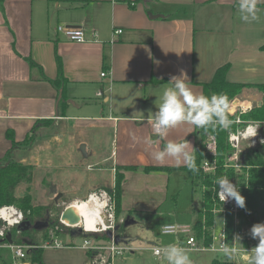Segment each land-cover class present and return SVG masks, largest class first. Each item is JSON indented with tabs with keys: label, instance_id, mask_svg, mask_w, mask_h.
<instances>
[{
	"label": "crops",
	"instance_id": "0c3cea01",
	"mask_svg": "<svg viewBox=\"0 0 264 264\" xmlns=\"http://www.w3.org/2000/svg\"><path fill=\"white\" fill-rule=\"evenodd\" d=\"M257 7L259 18L244 22L237 14L236 0H3L0 159L8 151H19L17 145L12 147L8 132L19 144L34 130L47 132L49 128L42 124L49 121L51 127L60 128L54 131L59 141L64 133L86 128L85 124L69 122L75 117L71 107L91 113L81 116L94 121L90 126L113 129L111 151L102 160L109 163L113 181L106 187L94 186L99 190L113 187L116 168L131 167L120 170L124 176L121 213L130 192L131 197L140 194L138 171L147 166L178 169L170 158L156 161L152 152L167 140L184 137L197 148L198 129L190 125L169 130L163 140L152 130L150 118L156 110V98L172 75L183 70L190 87L203 93V84L212 79L218 67L227 64L226 79L247 84L236 95L234 106L248 111L262 104L264 92L257 85L264 83V0H258ZM54 16L56 26L81 27L85 41L72 42L56 32ZM116 29L121 32L114 34ZM57 60L65 79L63 87L53 83L58 76ZM102 71H106L105 77L100 76ZM100 90L103 96H98ZM105 106L108 111L103 113ZM261 129L264 133V126ZM82 142L86 152L95 153L88 141L80 138L78 144ZM128 179L133 182L128 183ZM161 255L155 257L161 259ZM10 259L8 264H13ZM23 260L14 262L27 264ZM123 260L118 264H134L135 258Z\"/></svg>",
	"mask_w": 264,
	"mask_h": 264
},
{
	"label": "rangeland",
	"instance_id": "374dc122",
	"mask_svg": "<svg viewBox=\"0 0 264 264\" xmlns=\"http://www.w3.org/2000/svg\"><path fill=\"white\" fill-rule=\"evenodd\" d=\"M55 17H53V25L56 26ZM235 98H237L236 95L229 101H234ZM70 109L75 117L69 122L76 125L85 124L86 128L82 130L76 128V133H64L61 139L56 141L54 131L60 128L58 126L51 127L49 121L43 122L42 126L49 128L47 132L34 130V133L26 140L17 144L19 151L12 150L10 152L11 159L33 166L31 183L17 186L15 196L22 198L23 195L29 194L31 204L42 207L40 216L36 218L37 222L48 223L39 232L30 228L22 231V234H17L16 238L32 241L42 248L41 245L45 242L42 238L43 235L47 232V236L50 238L51 232H54V238L59 242L57 248L42 249L43 264H87V255L80 245L85 239L92 240L94 235L80 233L76 228L64 227L59 221L60 213L76 198H78L77 200L87 199L88 191H98L99 189L94 185L106 187L113 181L112 172L108 167L109 163L102 162L111 151L113 129H101L97 125L90 126L89 124L94 121H87L81 116H91V113H83L73 107ZM103 109V113L108 111L107 106ZM238 111L236 110L234 114H237ZM65 129L69 131V129ZM80 138L83 141H88V145L95 153L91 154L86 152L87 150L82 152L80 145H85V143L78 144ZM195 139L198 146L199 136L196 132ZM241 147L244 152L248 145L242 141ZM138 173L140 174L139 196L131 197L132 192H130L128 200L122 203L121 213H115L118 215L117 218L121 214L124 222L127 221L126 224L124 222L119 224L117 231L120 236L128 238V241L123 244L131 245L135 249L132 248L134 249L132 253L128 251L123 256L116 255L113 257L112 263L118 264L123 262V259L135 258L134 264H167L163 255H161V259L153 255L151 247L176 244L181 234L178 236L166 235L161 230L166 225H192L195 212L202 207L203 189L198 183L193 184L186 173L179 169L145 170L142 168V172L138 171ZM131 181L133 182L132 179H128V183ZM103 189H106L114 202L113 187ZM51 191L53 194L49 195ZM193 211L195 212L193 213ZM220 224L221 222L218 220L217 230H220ZM42 230L45 231L41 232ZM97 236L105 239L103 234ZM179 242L182 247L186 246V238H181ZM237 247L241 248V245L237 244ZM28 249L29 247L26 248V251ZM5 252L9 253L7 250ZM187 252L190 259L198 264H211L213 258L222 255L211 251L187 250ZM107 254L106 251L103 253L104 258ZM247 255V252H239L230 261L232 264H247L245 260ZM23 262L39 264L32 259L29 253Z\"/></svg>",
	"mask_w": 264,
	"mask_h": 264
},
{
	"label": "trees",
	"instance_id": "16d2710c",
	"mask_svg": "<svg viewBox=\"0 0 264 264\" xmlns=\"http://www.w3.org/2000/svg\"><path fill=\"white\" fill-rule=\"evenodd\" d=\"M3 0H0V4ZM32 67H36V63L29 60ZM227 64H224L216 69L212 79L209 82L203 84V94H224L228 99H232L237 95L240 90L247 86V84L230 82L226 79ZM58 76L53 80V83L57 87H63L65 79L61 72V63L57 60ZM42 77H44L42 75ZM63 85V86H62ZM257 87L264 92V83L257 85ZM239 117L242 121H264V96L260 106L253 107L248 111L229 114V118L232 120V124L229 129H223L220 127H209L207 129H198L197 133L199 136L198 146L194 153L195 164L198 171H190L186 167H178V169L184 171L193 184H199L203 189L202 196L203 202L202 207L195 212L193 221V229L197 237L203 236L205 243L210 241L209 228L214 222L213 209H219V205L215 200V181L223 176L229 177L233 180L238 187L240 194L245 198V206L243 208L238 206L236 217L230 211L225 213L226 222V241L232 243L234 234L236 231H240L241 235L239 243L243 248H253L258 240L253 239L250 234L251 226L255 223H264V143L254 147H248L244 152L240 154L239 168L232 166H225L228 156L232 153L233 149L228 143V133L234 132L241 128L244 124L235 123L234 119ZM214 135L216 138V162L217 169L213 174H207L203 172L201 164L203 159L206 157L205 142L208 135ZM8 137L11 138L12 147H15L17 143L14 142L13 138L8 132ZM130 166H121L116 168L114 175V202H115V213H119L120 209V189L124 176L120 170L130 169ZM148 169H162V167H144ZM168 169V168H166ZM33 178V166L30 164H24L19 161H15L10 157V151L0 159V205L13 204L22 209L26 215L27 221L31 224L37 222L38 216L41 214L42 207L34 206L31 204L29 194L23 195L22 198L15 196V189L20 184H30ZM118 216V215H116ZM45 228V227H44ZM33 229V228H32ZM43 229V228H42ZM36 230V229H35ZM40 230H38L39 232ZM42 230L41 232H44ZM10 242L18 243L23 241V238H16L17 229L10 230ZM43 241L49 239L47 232L43 235ZM100 238V237H99ZM107 239V236L104 235ZM6 241H9L7 237ZM26 240V239H25ZM28 241V240H26ZM30 244H34L29 241ZM36 245V243H35ZM7 249L2 248L0 250V264H8L10 262V253H6ZM41 250L39 247H32L28 249V253L32 259L39 264H43L41 260ZM9 252V250H7ZM4 252V253H2ZM27 253V254H28ZM88 258H90V252H86ZM9 255V256H8ZM105 264H111V259L108 258ZM211 264H232L230 260L225 258L223 255L212 259Z\"/></svg>",
	"mask_w": 264,
	"mask_h": 264
},
{
	"label": "clouds",
	"instance_id": "9594fccd",
	"mask_svg": "<svg viewBox=\"0 0 264 264\" xmlns=\"http://www.w3.org/2000/svg\"><path fill=\"white\" fill-rule=\"evenodd\" d=\"M258 0H236V11L240 20L252 22L258 17ZM168 85L160 92L158 102L155 104L156 110L151 115V127L161 140L167 136L169 130L176 129L181 125H190L195 129H207L209 127H220L229 129L232 120L229 118L230 101L224 94L204 95L198 93L190 87L187 74L181 70L179 75H172L168 80ZM259 124L250 128L252 137L256 135ZM195 149L189 144L185 137L180 140H167L162 147L152 152V157L156 161H163L170 158L175 162L176 167H186L190 171L196 172ZM215 192L217 197L224 202L228 198H233L237 206H245V198L240 194L238 187L230 182L229 177L223 176L215 181ZM219 220V219H217ZM222 230V229H221ZM165 234H169L165 229ZM250 234L258 243L245 256L247 264H264V223H255L251 226ZM240 237H233L232 243L224 238L218 241V248L215 251L221 253L228 260L236 257L240 249L236 247ZM241 245V244H240ZM166 259L167 264H192L187 250L178 244H168L158 250Z\"/></svg>",
	"mask_w": 264,
	"mask_h": 264
},
{
	"label": "built area",
	"instance_id": "2783aa9c",
	"mask_svg": "<svg viewBox=\"0 0 264 264\" xmlns=\"http://www.w3.org/2000/svg\"><path fill=\"white\" fill-rule=\"evenodd\" d=\"M56 32L64 35L68 40L72 42L81 43L85 41V32L79 26H71V25H62L58 24L56 26ZM120 29L114 30V34L120 33ZM106 71H102L100 73L101 77L106 76ZM98 96H103V92L98 91ZM234 101L230 102V106ZM239 109L238 113H242L247 111L240 105H236L233 107V110L229 108V114L233 115L235 111ZM235 123L244 124L241 128L237 129L234 132H229L227 139L228 143L232 147L233 151L228 156L225 166H232L234 168H239L240 164V154L243 152L241 147V142L246 141L245 143L248 147H254L259 144L264 143V133L261 129V126H264V121H242L239 117L234 119ZM259 124L256 130V135L249 137L251 133L249 132L250 128L255 127V125ZM153 130V129H152ZM154 132V131H153ZM206 148V157L203 159L201 168L203 172L207 174H213L217 169L216 162V138L214 135L210 134L206 138L205 142ZM230 180V179H229ZM231 183L236 185L233 180H230ZM216 189V188H215ZM216 193V192H215ZM98 195L102 199L105 200L104 207L101 212L97 215V225L95 230H86L84 226L81 224V220L76 224H69L66 220H60V223L66 228H76V230L80 229V233H90L93 234L92 240H84L80 247L84 250L90 252V264H105L107 259L110 258L111 261L113 257L123 256L126 252L132 251V248L128 245L123 244L122 242L115 243L113 239L107 237V239H102L97 236L98 234L105 235L106 231L114 229L115 226L122 224L124 219L117 218L115 214V205L113 202V198L108 194L106 190H98L93 191L88 194L87 199L90 198L91 195ZM216 203L219 205V209H213L214 214V222L210 226V241L205 243L203 236L200 239L194 232L192 225H166L162 228V233L165 234V229L168 230L169 234H174L176 236L181 234V237L177 240L176 244L180 245L179 240L181 238H186V246L184 247L186 250L190 251H211L218 254H221L214 249L218 248V241L226 239V222H225V213L226 211H230L236 217V213L238 210V206L235 203L233 198H228L224 202L215 195ZM26 219V215L22 209L13 205V204H4L0 205V249L5 248L9 250L11 258L13 260V264H16L14 261L25 259L27 256L26 248L39 247L35 244H24V243H14L10 241H6L5 238L11 229L16 228L18 224ZM221 222L220 230L216 229V224L218 220ZM58 228V227H56ZM222 229V230H221ZM18 232V231H17ZM241 235L240 231H236L234 236ZM55 233L51 232L50 238L46 240L41 247H59V242L54 238ZM106 236V235H105ZM233 241V240H232ZM237 247V244L235 245ZM163 247L161 246H152L151 250L153 255L160 256L161 253L158 251ZM240 252L245 253V250H250L249 248H239ZM107 252L106 258H104L103 253Z\"/></svg>",
	"mask_w": 264,
	"mask_h": 264
},
{
	"label": "water",
	"instance_id": "95a60500",
	"mask_svg": "<svg viewBox=\"0 0 264 264\" xmlns=\"http://www.w3.org/2000/svg\"><path fill=\"white\" fill-rule=\"evenodd\" d=\"M61 96V93L59 94V98ZM80 148L82 150V152H85V145L81 144ZM53 191L50 192L49 195H52ZM57 199V198H55ZM60 220H66L69 224H76L80 221V217L77 216L74 212V210L70 207V205H67L64 207V209L62 210V212L60 213ZM127 221L124 222V224H126ZM48 225L47 222H35L33 224H31V222L24 220L22 221L20 224L17 225L16 229L18 232H22L24 230H28L30 228L36 229V230H40L44 227H46ZM119 229V225L115 226L113 231L112 230H108L106 231L105 235L110 238L113 239V241L115 243H126L128 241V238L126 237H122L120 236L117 231ZM80 231V229H78ZM7 239L10 241V233L7 234ZM26 244L30 245L29 241H26L25 239L23 240Z\"/></svg>",
	"mask_w": 264,
	"mask_h": 264
},
{
	"label": "bare ground",
	"instance_id": "6f19581e",
	"mask_svg": "<svg viewBox=\"0 0 264 264\" xmlns=\"http://www.w3.org/2000/svg\"><path fill=\"white\" fill-rule=\"evenodd\" d=\"M235 103L230 109L233 110ZM105 200L98 195H91L89 199L73 200L69 205L75 214L80 217L81 224L86 230H95L97 225V215L104 207Z\"/></svg>",
	"mask_w": 264,
	"mask_h": 264
}]
</instances>
